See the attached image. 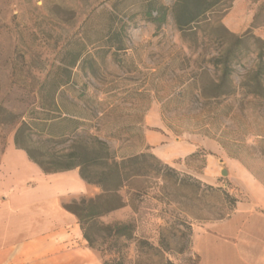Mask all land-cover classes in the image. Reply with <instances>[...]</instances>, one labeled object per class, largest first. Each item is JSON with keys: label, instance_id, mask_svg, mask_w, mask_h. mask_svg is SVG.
<instances>
[{"label": "rangeland", "instance_id": "rangeland-1", "mask_svg": "<svg viewBox=\"0 0 264 264\" xmlns=\"http://www.w3.org/2000/svg\"><path fill=\"white\" fill-rule=\"evenodd\" d=\"M148 1L0 0V104L18 115L0 123V184L43 185L15 133L30 116L67 111L86 142L106 141L118 160L154 154L149 164L165 175L149 169L129 180L120 191L125 206L96 219L92 249L103 264H166L141 241L159 246L160 228L170 226L180 237L190 233L188 243L170 242L175 264H264V98L241 86L246 70L264 62V0H223L187 37L172 13L162 26L149 21ZM121 21L126 49L110 50L107 37ZM234 23L232 33L225 24ZM226 51L235 53L240 87L229 97H202V85L218 76L213 67L204 73V59ZM150 131L168 139L151 145ZM70 192L86 195L67 203L102 190L74 182ZM119 223L134 226L132 238L101 229Z\"/></svg>", "mask_w": 264, "mask_h": 264}, {"label": "trees", "instance_id": "trees-1", "mask_svg": "<svg viewBox=\"0 0 264 264\" xmlns=\"http://www.w3.org/2000/svg\"><path fill=\"white\" fill-rule=\"evenodd\" d=\"M223 0H174L173 6L149 0L145 10L146 18L162 26L168 21L170 13L173 15L174 23L184 37L197 35V27L213 12L215 7ZM129 21V19H128ZM127 21H121L117 30L112 31L107 39L108 49L124 50L126 44L123 36H128ZM237 58V56H236ZM235 53L232 51L220 52L217 56L205 61L204 73L209 69L218 73L217 79L209 80L200 88V95L205 98L229 97L235 94L240 87L235 84L234 68ZM211 65V66H210ZM68 82L54 87L58 92ZM243 89L256 97L264 98V62L261 60L244 74ZM1 88V86H0ZM59 109L60 104L55 103ZM59 115L48 118L30 116L29 120H22L15 133V145L24 150L29 159L36 163L44 173H59L73 169H79L80 176L88 184H94L101 188L102 192L93 198L83 197L79 201L74 200L65 204L66 209L74 213L81 225L85 239L93 248L94 238L90 234V228L96 225V219L125 206L124 199L120 194L126 182L135 178L148 175L149 169L160 173L158 166L149 164L148 159L154 158V154L141 153L127 159L118 160L112 153L108 143L97 136H91V141L86 142L81 135V121L67 111H60ZM18 118L14 112L0 104V123L15 121ZM62 146L64 149L54 148ZM166 169L174 175L180 174L172 167ZM182 182V180L180 181ZM231 203H237L236 198H231ZM104 229L115 238H132L134 226L131 223H119L114 226H105ZM175 239V240H174ZM171 240L179 243H188L190 233L178 236L173 227L160 228L159 246H154L148 240H142V245L149 246L153 251L161 254L166 264H175L167 254L174 251ZM186 249L182 246L178 253ZM104 264H108L105 262ZM115 264H124L119 260Z\"/></svg>", "mask_w": 264, "mask_h": 264}, {"label": "crops", "instance_id": "crops-1", "mask_svg": "<svg viewBox=\"0 0 264 264\" xmlns=\"http://www.w3.org/2000/svg\"><path fill=\"white\" fill-rule=\"evenodd\" d=\"M234 24H225L232 33L237 32ZM147 137L151 145L168 139L162 132L150 131ZM174 152L178 153V146ZM39 169L43 185L32 184L27 190L12 185L4 190L0 184V264H103L85 239L77 216L65 207L68 199L86 195L70 192L72 183L83 188L90 184L78 168L50 174ZM260 256L264 260V244Z\"/></svg>", "mask_w": 264, "mask_h": 264}, {"label": "water", "instance_id": "water-1", "mask_svg": "<svg viewBox=\"0 0 264 264\" xmlns=\"http://www.w3.org/2000/svg\"><path fill=\"white\" fill-rule=\"evenodd\" d=\"M222 174H223V175H227V174H228V171H227V170H223V171H222Z\"/></svg>", "mask_w": 264, "mask_h": 264}]
</instances>
